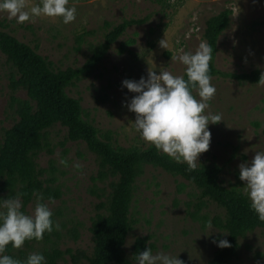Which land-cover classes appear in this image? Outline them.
Returning a JSON list of instances; mask_svg holds the SVG:
<instances>
[{"label":"rangeland","instance_id":"obj_1","mask_svg":"<svg viewBox=\"0 0 264 264\" xmlns=\"http://www.w3.org/2000/svg\"><path fill=\"white\" fill-rule=\"evenodd\" d=\"M38 2L26 0L29 6ZM68 6L77 10L76 19L68 24L60 17L46 16L18 23L0 11V28L35 48L54 71H59L83 66L91 48L100 44L113 27L128 20L144 21L127 29L89 77L67 89L71 98L80 101L83 119L96 128L98 136L125 149H146L150 144L132 126L135 114L122 102L136 94L123 88L121 82L147 78L149 70L183 76L185 66L171 57L194 52L204 40L206 22L225 10L233 12L229 28L218 41L216 68L228 74L258 70L263 80L252 84L221 76L211 79L216 92L205 113H219L223 120L208 125L211 143L200 154L197 167L216 170L224 186L236 185L243 191L239 164L250 162L256 151H264V26L260 25L264 0H69ZM164 38L167 49L159 45ZM9 72L0 54V133L14 123L6 116ZM19 96L26 98L24 92ZM66 132L60 125L50 131L53 154L44 152L37 162L41 169L53 166L62 191L60 199L44 202L60 225L52 241L61 251L71 250L80 258L79 264H87L81 255L92 254V219L109 189L107 183L96 178L95 156L84 143L66 141ZM61 159L68 162L67 166L60 163ZM75 163L81 168L73 167ZM198 199V190L187 181L147 167L136 183L131 210L135 225L127 239L126 253L131 255L136 238L148 237L155 246L154 254L177 256L183 264H206L217 250L212 241L221 232L203 218L211 220L222 212L209 205L196 215ZM34 204L28 206L27 214ZM49 247L38 243L31 253ZM61 264L74 262L66 255ZM231 264H264V229L240 241L239 256Z\"/></svg>","mask_w":264,"mask_h":264},{"label":"trees","instance_id":"obj_2","mask_svg":"<svg viewBox=\"0 0 264 264\" xmlns=\"http://www.w3.org/2000/svg\"><path fill=\"white\" fill-rule=\"evenodd\" d=\"M232 16L233 12L228 9L206 22L203 38L213 49L209 74L212 78L221 76L240 83L258 84L263 80L258 70L228 74L216 68L218 41L229 28ZM142 23L144 21L128 20L113 27L100 44L91 48L90 57L83 66L59 71H54L35 48L0 28V54L10 69L6 116L14 119V123L0 133V199L19 193L22 210L27 213L28 206L35 202L34 192L43 194V202L49 201V197L51 201L61 198L62 191L57 185L53 166L49 170L41 169L37 162L40 154H53L50 131L60 125L67 131L66 141L84 143L95 156L96 178L107 183L109 189L92 219V254L81 255L87 264H133L132 257L139 251L147 247L155 250L148 237L136 238L130 256L125 249L135 225L131 210L136 183L147 167L161 169L193 185L199 192L196 215L209 205H215L222 212L211 220L206 217L203 220L210 221L219 231L227 232L221 233L216 240L227 239L231 246L217 247L206 264H231L239 256L240 241L257 229H264V222L251 210L244 192L236 185L224 186L216 170L207 166L190 170L186 163L177 162L151 144L146 149H125L114 146L110 140H102L96 128L83 119L80 101L67 94L70 86L89 77L98 68L112 45L129 27ZM260 25L264 26V20ZM20 92H24L26 98L20 97ZM52 218L56 222L54 216ZM52 237H57V230L46 232L41 240L25 241L20 248L9 245L5 254L23 260L35 244L44 243L50 245L41 252L46 264H61L66 255L74 264L80 263V258L71 250L61 251Z\"/></svg>","mask_w":264,"mask_h":264},{"label":"clouds","instance_id":"obj_3","mask_svg":"<svg viewBox=\"0 0 264 264\" xmlns=\"http://www.w3.org/2000/svg\"><path fill=\"white\" fill-rule=\"evenodd\" d=\"M68 5L69 0H39L31 6L26 0H0V11L6 12L18 23L46 16L60 17L64 24H68L77 15L76 8ZM196 19L197 16L193 15L192 20ZM159 45L167 49L166 39H161ZM212 52V46L201 40L194 52L186 51L171 57L185 66L183 76L167 70L158 74L149 70L147 78L141 76L139 80L124 79L121 82L123 88L136 94L122 103L135 114L131 123L139 137L177 162L186 163L190 170L196 169L200 154L209 149L211 131L208 125L223 120L219 113H205L208 101L216 92L209 74ZM60 163L68 164L65 159H61ZM73 167L79 169L81 165L75 163ZM238 167L250 208L258 220L264 222V151H256L250 162L245 161ZM33 195L35 204L31 214L22 210L19 193L0 199V264H46L41 252L30 253L23 260L5 254L9 245L20 248L25 241L41 240L46 232L60 228L53 220L48 204L43 202V194L34 192ZM212 242L220 248L231 246L227 239H213ZM132 259L134 264H183L177 256L164 252L154 254L149 247L139 251Z\"/></svg>","mask_w":264,"mask_h":264}]
</instances>
